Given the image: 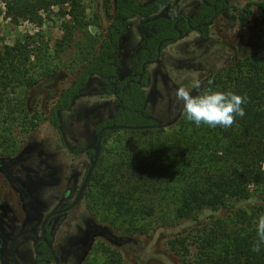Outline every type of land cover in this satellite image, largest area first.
I'll return each instance as SVG.
<instances>
[{
  "label": "rangeland",
  "instance_id": "1",
  "mask_svg": "<svg viewBox=\"0 0 264 264\" xmlns=\"http://www.w3.org/2000/svg\"><path fill=\"white\" fill-rule=\"evenodd\" d=\"M114 1L71 0L52 5L34 22L20 20L17 23L4 16L0 3V49L13 46L20 50L18 56L28 54L29 78H38L32 87L17 89L14 94L24 97V108L29 114L34 111L47 113L61 90L97 52L113 13ZM258 1L261 0H229L236 10L218 16L208 38L187 35L167 44L161 51L158 61L150 67L152 77L146 88L147 109L162 122L156 127L157 133L166 136L176 130L185 114L177 99L180 88L190 89L193 95L200 94V87L212 73H225L235 62H245L247 58L253 61L264 58L261 39L264 22L256 6L251 5V13L244 20L236 17L247 2ZM191 2L170 0L153 17H173L188 11L189 6L200 4L199 0L194 1L197 4ZM148 19L150 17L129 18L128 28L121 36V57L125 60L130 61L135 47L139 48L143 38L140 25ZM128 72L129 68L124 74ZM194 82H199V89L194 88ZM104 85L102 77L92 75L70 109L60 113L69 147L85 146L88 138L95 142L97 125L116 112V99L105 92ZM1 114L0 133L13 141L9 148L0 149V231L7 240L4 249L11 248L4 258L9 264H33L40 224L65 192V175L70 178L69 184L74 178V196L89 158L87 152L74 154L67 148L60 132L49 121H39L34 129L27 131L20 117L13 123L4 122ZM147 140L146 132L131 134L120 130L111 133L101 148L96 171L99 175L106 170L110 173L122 147L144 144ZM105 180L103 177L95 185L86 187L82 200L75 207L49 219V233L60 262L101 264L105 251L113 249L121 255L124 264H186L170 250L167 242L174 236H187L192 240L197 227L211 222L212 212L204 211L200 218L202 224L173 220L172 224L163 225L164 216L173 215L175 208V201L169 200L168 206L162 205L165 214L156 211L152 218L146 216L144 221L141 218L135 220L136 226H154L153 230L132 232L127 229L130 226L104 220L105 202L101 199L104 187L101 184ZM168 186L169 190H181L177 176L169 180ZM160 189H164L163 185ZM92 195L96 199L93 206ZM248 201L242 202L243 205L264 204L263 196ZM227 215L226 212L215 213L224 219ZM261 220L264 221V213ZM187 259L190 260V256Z\"/></svg>",
  "mask_w": 264,
  "mask_h": 264
},
{
  "label": "trees",
  "instance_id": "2",
  "mask_svg": "<svg viewBox=\"0 0 264 264\" xmlns=\"http://www.w3.org/2000/svg\"><path fill=\"white\" fill-rule=\"evenodd\" d=\"M70 1L0 0V3L4 16L17 23L20 20L34 22L52 5ZM169 1L152 0L140 4L137 0H115L97 52L61 90L47 113L34 111L29 114L24 108V97L14 95L17 89L29 88L38 82V78H29V55L18 56L20 50L13 46L0 49L2 120L13 123L20 117L27 131L34 129L39 121H49L60 132V113L70 109L92 75L102 77L105 80L103 89L115 97L118 107L112 117L104 119L97 127L119 124L125 128L103 131L101 148L111 133L120 130L148 135L144 144L122 147L110 173L106 170L99 175L96 171L99 154L87 187L106 177L101 184L104 187L101 198L105 202L104 220L130 226L127 229L132 232L147 233L154 226H136L135 220L141 218L144 221L146 216L152 218L156 211L165 214L162 205L168 206L169 200L175 201V208L173 215L164 216L163 225L172 224L173 220H191L199 224L204 211L210 210L211 222L201 223L192 240L187 236L169 239L170 250L186 264H264V221L261 220L264 204L246 207L242 203L253 197L264 198V58L235 62L225 73H212L200 87V94L210 89L224 90L247 98L243 105L245 115L236 117L231 127L196 126L184 114L176 130L166 136L160 135L157 121L150 118L152 113L145 107V87L150 81L148 65L158 60V50L161 52L168 43L190 30L207 38L216 17L225 11L236 10L228 0H202L201 8L193 16L181 12L174 17H151ZM253 4L247 2L236 17L244 20L251 13ZM255 5L264 22V0ZM135 15L151 18L140 25L143 38L128 64L120 57V37L128 19ZM262 43L264 45L263 39ZM12 143L11 137L0 133L1 150ZM71 151L79 154L85 152L86 147L79 146ZM175 176L179 180V191L169 190V180ZM162 185L164 189L159 190ZM91 201L93 206L95 196L92 195ZM219 212L228 213L227 219L215 216ZM46 239L52 242V238ZM34 252L39 259L36 264H54L43 239L35 242ZM105 252L101 264H124L118 252L113 249ZM189 256L190 260L187 259Z\"/></svg>",
  "mask_w": 264,
  "mask_h": 264
},
{
  "label": "clouds",
  "instance_id": "3",
  "mask_svg": "<svg viewBox=\"0 0 264 264\" xmlns=\"http://www.w3.org/2000/svg\"><path fill=\"white\" fill-rule=\"evenodd\" d=\"M199 82L194 88L199 89ZM177 99L182 103L187 120L196 126L201 124L215 128H229L236 117H243L246 97L232 91L209 90L193 95L190 89L180 88Z\"/></svg>",
  "mask_w": 264,
  "mask_h": 264
},
{
  "label": "water",
  "instance_id": "4",
  "mask_svg": "<svg viewBox=\"0 0 264 264\" xmlns=\"http://www.w3.org/2000/svg\"><path fill=\"white\" fill-rule=\"evenodd\" d=\"M179 36H181V35L179 34ZM262 36L264 37V31L262 33ZM158 54H160L159 50H158ZM150 118L157 121L156 126H160L162 124L161 120L159 118H157L156 116L151 115ZM85 125H87V123ZM121 128H125V127L123 125H119V124H112L110 126H103L101 130L121 129ZM60 134H61L62 140L68 146L69 144H68V142L66 140V136H65L63 128L60 129ZM88 140H89V144L87 145V148L93 147V155H92V157H91V159L89 161V165L87 167V170L85 172L84 178H83L82 183H81V185L79 187V190L77 192L76 197L74 198L73 202L70 205H68L65 209L70 208L71 206H73L79 200V198L81 197V195H82V193H83V191H84V189H85V187L87 185V182H88V180H89V178L91 176V173H92V171H93V169L95 167V164H96V162L98 160V157H99V154H100V151H101V137L99 136L97 138V140L95 141V143H93L89 138H88ZM0 163H1V161H0ZM61 211L62 210H57V211L56 210H52V211L48 212L45 215V217L43 218V220H42V222L40 224V230H41L42 239L45 241V243L47 244V246L51 250L52 259H53L54 264H58V257L55 254V251H54V249L52 247V244L44 238V227H45L46 221L49 219L50 216L54 215L55 213L61 212ZM6 245H7V240H6L5 236H4V234L0 231V249H1L0 258H3V261H2L3 264H9L4 259V254H5V252L9 251L11 248L4 249V247H6ZM2 249H4V250H2ZM36 263L37 262H35L34 264H36Z\"/></svg>",
  "mask_w": 264,
  "mask_h": 264
},
{
  "label": "flooded vegetation",
  "instance_id": "5",
  "mask_svg": "<svg viewBox=\"0 0 264 264\" xmlns=\"http://www.w3.org/2000/svg\"><path fill=\"white\" fill-rule=\"evenodd\" d=\"M200 1V5H199V9L201 8V5H202V0H199ZM229 1V0H228ZM261 1H263V0H261ZM259 2V1H258ZM253 5H255V3L253 4ZM256 6V5H255ZM256 8H257V6H256ZM198 9V10H199ZM258 9V8H257ZM197 10V11H198ZM196 11V12H197ZM259 11V10H258ZM195 12V13H196ZM225 12H228V11H225ZM260 12V11H259ZM179 13H181V12H179ZM224 13V12H223ZM178 14V13H177ZM222 14V13H221ZM220 14V15H221ZM219 15V16H220ZM193 16V15H192ZM217 18V17H216ZM216 20V19H215ZM215 22V21H214ZM214 24V23H213ZM212 24V25H213ZM212 25H211V27H212ZM211 27H210V33H211ZM190 31H194V30H190ZM263 31H264V28H263V30H262V33H263ZM189 32V31H188ZM187 33V32H186ZM185 33V34H186ZM197 33V32H196ZM210 33H209V35H210ZM184 34V35H185ZM198 34V33H197ZM183 35V36H184ZM200 37V36H199ZM209 37V36H208ZM207 37V38H208ZM180 38V37H179ZM178 38V39H179ZM201 38V37H200ZM261 38L263 39V42H264V37L262 36V34H261ZM203 39H206V38H203ZM173 42V41H172ZM171 43V42H170ZM169 44V43H168ZM166 47V46H165ZM164 47V48H165ZM163 48V49H164ZM162 49V50H163ZM161 50V51H162ZM161 53V52H160ZM159 58H160V54H159ZM158 58V59H159ZM158 61V60H157ZM156 62V61H155ZM154 63V62H153ZM141 76V75H140ZM150 80H151V75H150ZM149 83H150V81H149ZM149 85V84H148ZM147 87V86H146ZM145 87V88H146ZM149 111V110H148ZM150 112V111H149ZM151 113V112H150ZM115 114V113H114ZM153 115V114H152ZM155 116V115H154ZM108 118H110V117H108ZM106 119V118H105ZM104 126H110V125H104ZM103 127V126H102ZM102 127H100V128H98L97 127V138L100 136L101 137V133L103 132V131H105V130H101L102 129ZM106 130H109V129H106ZM97 138H96V140H97ZM62 139V138H61ZM95 140V141H96ZM63 141V140H62ZM64 143V142H63ZM93 143H95V142H93ZM89 144V140L87 139V142H86V145H85V147H86V151L85 152H87V154H88V158H89V161H90V159H91V157H92V155H93V147H89V148H87V145ZM66 146V145H65ZM67 148H69L70 150L72 149L71 147H69V146H66ZM89 165V164H88ZM88 167V166H87ZM86 170H87V168H86ZM86 172V171H85ZM84 175H85V173H84ZM84 175H83V177H82V180H83V178H84ZM64 179H65V182H66V190H65V192H63L60 196H59V199H58V202L54 205V207H53V209L52 210H62L61 212H58V213H55L54 215H56V214H60V213H63V212H66V211H68L69 209H71V208H73V207H75L81 200H82V196H83V194H84V191H85V189H86V187H87V185H86V187H85V189H84V191H83V193H82V195H81V197L79 198V200L73 205V206H71L70 208H68V209H65L68 205H70L72 202H73V200H74V198L76 197V195H77V192H78V190H79V187H80V185H81V183H82V180H81V182L79 183V186H78V189L76 190V192H75V194H74V196H73V186H72V184H74L75 183V181H74V178H71L72 180H73V182H71L72 184H69V180H70V178H69V176H68V174H66L65 175V177H64ZM73 196V197H72ZM51 210V211H52ZM53 216V215H52ZM52 216H50L49 217V219L52 217ZM45 217V216H44ZM49 219L46 221V224H45V227H44V238L46 239V238H48V237H50V238H53L52 237V235L49 233ZM40 239H42V236H41V230H40ZM47 240V239H46ZM48 241V240H47ZM51 244H52V247H53V239H52V242H51ZM47 245V244H46ZM48 247V246H47ZM49 248V247H48ZM54 249V248H53ZM49 250H50V248H49ZM55 251V250H54ZM50 253H51V250H50ZM55 254H56V256H57V253L55 252ZM58 257V256H57ZM51 258H52V253H51ZM39 260V259H38ZM37 260V258H36V255H35V261H34V263L35 262H37L38 261ZM41 260V259H40ZM53 260V259H52ZM46 261V263H48V261L47 260H45ZM33 263V264H34ZM60 263H62V262H60V260H59V258H58V264H60ZM65 264V263H64Z\"/></svg>",
  "mask_w": 264,
  "mask_h": 264
},
{
  "label": "crops",
  "instance_id": "6",
  "mask_svg": "<svg viewBox=\"0 0 264 264\" xmlns=\"http://www.w3.org/2000/svg\"><path fill=\"white\" fill-rule=\"evenodd\" d=\"M140 4H147V3H149V2H151L152 0H149V1H139V0H137ZM187 1H192L191 3L193 4V3H196V2H194V1H196V0H187ZM197 4V3H196ZM200 5V4H199ZM190 7V9L188 8V11H186V12H183V13H185V14H187V15H189V16H192V15H194L195 14V12L199 9V6L197 7V5L196 6H189ZM162 9V8H161ZM156 14V13H155ZM136 16V15H135ZM158 16H160V15H158ZM139 17V16H138ZM151 17H153V15L151 16ZM150 17V18H151ZM154 17H156V16H154ZM168 17H172V16H168ZM174 17V16H173ZM131 18V17H130ZM141 18H144V17H141ZM147 18H149V17H147ZM128 21H129V19H128ZM128 28V22H127V27H126V29ZM126 31V30H125ZM124 34V33H123ZM122 34V35H123ZM192 34H195L196 36H193V37H199V35L195 32V31H189V32H187L184 36H182V37H180L178 40H182L183 38H185V36H187V35H192ZM121 35V36H122ZM200 38V37H199ZM198 39V38H197ZM142 41V40H141ZM141 44V43H140ZM140 47V46H139ZM139 49V48H138ZM138 49H136V47H135V53H136V51L138 50ZM121 37H120V57H121ZM135 55V54H134ZM122 58V57H121ZM133 58V57H132ZM126 63H130V61H128V59L127 60H125L124 59V57L122 58ZM155 63V62H154ZM154 63H150L149 65H148V70H149V72H150V75H151V69H150V67H151V65H153ZM152 77V76H151ZM151 81V80H150ZM147 88V87H146ZM145 88V90H146V93H147V89ZM147 103H148V93H147V100H146V104H145V107H146V109H147ZM148 110V109H147Z\"/></svg>",
  "mask_w": 264,
  "mask_h": 264
}]
</instances>
